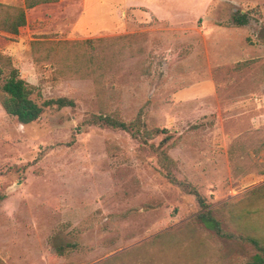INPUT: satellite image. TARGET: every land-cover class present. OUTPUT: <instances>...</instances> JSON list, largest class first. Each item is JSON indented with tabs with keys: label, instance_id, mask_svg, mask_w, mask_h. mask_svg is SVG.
Instances as JSON below:
<instances>
[{
	"label": "rangeland",
	"instance_id": "1",
	"mask_svg": "<svg viewBox=\"0 0 264 264\" xmlns=\"http://www.w3.org/2000/svg\"><path fill=\"white\" fill-rule=\"evenodd\" d=\"M193 1L181 21H152L135 36L80 41L101 68V97L94 84L83 81L91 79L66 78L87 73L83 58L71 73L61 74L65 53L55 49L47 61L46 41H69L50 29L72 22L81 6L83 32L112 33L123 0L40 5L26 11L27 25L18 36L0 32V52L8 56L9 50L23 61L20 36L45 42L37 49V64L30 42L35 68L46 77V96L34 97L39 104L58 98L76 103L46 109L40 121L26 126L0 104L5 264H103L113 257H119L114 264H246L254 254L243 241L224 240L204 228L196 198L161 175L149 145L121 131L84 125L103 111H116L126 122L143 111L150 129H168L179 139L169 154L178 160L180 178L214 208L237 204L264 184V0L212 2L201 18L207 0ZM0 4L25 6L24 0ZM235 11L249 14V24L237 30L220 26L233 22ZM228 47L234 49L229 64L210 72L208 66L218 64ZM126 212L125 220L115 217ZM245 225L255 226L264 240V205ZM68 244L78 248L58 256L57 249Z\"/></svg>",
	"mask_w": 264,
	"mask_h": 264
},
{
	"label": "trees",
	"instance_id": "2",
	"mask_svg": "<svg viewBox=\"0 0 264 264\" xmlns=\"http://www.w3.org/2000/svg\"><path fill=\"white\" fill-rule=\"evenodd\" d=\"M60 0H24V7H15L0 4V32L12 36H18L21 29L27 25L26 11L35 9L40 5L56 4ZM250 15L237 13L233 22L220 25L225 27H245L249 24ZM136 34L132 35L135 36ZM89 42V41H87ZM85 42L80 41H46V47L50 46L46 54V60L51 61V53L58 49L65 53V59L59 63L62 69L61 74H69L80 63L81 58L87 64V73L67 76V79H91L93 81L97 97L104 94L102 83L103 74L96 62V58L89 56L88 52L82 49ZM45 45L40 39L31 42V49L34 54V62L37 64V49ZM248 62L237 64L238 69L247 66ZM34 97H41V90L38 86L30 84L21 74L14 60L0 52V104L6 114L15 119L21 125L34 124L42 118L46 109L62 110L64 108H76L74 100L69 98L49 99L39 104ZM85 126L108 128L114 131H121L128 134L133 140L142 145H149L156 155V162L161 175L172 185L180 188L188 195L194 196L201 207V213L197 220L206 230L213 232L222 239L231 241H243L253 249L254 254L246 264H264V240L257 234V228L247 227L245 223L254 220V216L259 217V213L264 205V184L247 192L244 199L237 204L224 203L214 208L207 203L199 190L186 178H180L181 171L178 161L171 157L170 150L177 147L180 142L174 135L168 133V129H150L144 121L143 111L131 121H124L120 114L114 112H101L84 122ZM161 136H164L161 139ZM160 138L158 144L151 143ZM41 156V155H40ZM41 158V157H38ZM6 197L1 196L0 200ZM130 213H122L115 216L121 220L127 219ZM233 228V230H232ZM234 231V232H233ZM254 233L255 235H253ZM257 234V235H256ZM78 244H68L57 249L58 256H65V250H75ZM119 257H113L103 264H114ZM0 264H5L0 259Z\"/></svg>",
	"mask_w": 264,
	"mask_h": 264
},
{
	"label": "crops",
	"instance_id": "3",
	"mask_svg": "<svg viewBox=\"0 0 264 264\" xmlns=\"http://www.w3.org/2000/svg\"><path fill=\"white\" fill-rule=\"evenodd\" d=\"M101 2L103 0H100ZM109 1V0H106ZM62 0H60L59 3H61ZM185 2V3H181ZM220 3L225 2V0H207L203 5L204 9L199 13V17H204L208 15V12L210 11V5L211 3ZM59 3L54 5H59ZM85 4V2H84ZM82 4V5H84ZM196 3H194L193 0H123L122 8L119 11V26L114 28L112 33L99 36L98 34H92L89 32H83L78 22L82 19L83 16H85L86 12L83 6L80 7V10L78 11V16L76 19H74L72 22L65 24L64 26L56 25V27H53V29H50L51 32L56 34L58 36V39L60 40H69V41H86L89 39H95L100 38L103 36H118V35H125V34H135V32L142 30L141 25H149L152 21H158V22H170L174 23L176 20H183L182 16L184 14L189 13L190 9L189 7L195 6ZM209 6V8H208ZM41 7V6H40ZM210 19V17H209ZM28 20V17H27ZM184 22V21H182ZM177 23V22H175ZM179 23V22H178ZM149 26L145 27V29H148ZM49 27H46L48 29ZM239 27H234L230 29H238ZM144 29V28H143ZM29 30V29H28ZM149 30V29H148ZM31 32V30H30ZM34 33V32H33ZM103 33V32H101ZM205 35L207 36V32H205ZM31 36V35H30ZM36 40L33 37H30V41H27V37L20 36L18 39V44H21L23 47L26 48V61H23L20 59V56L17 54L6 51V54L8 53V56H12L20 68L21 74H23V77L32 85L35 86H41V92L46 96V77H44L42 74H40L37 71V68H35L34 62L32 60V55L30 53V42ZM230 47L226 49V55L218 57L219 62L218 64H215L213 66L209 65L208 70L211 72L212 68L215 67H221L226 66L229 63H227L228 55L231 53H234ZM236 52V51H235ZM223 59L224 61H220ZM45 78V80H44ZM87 85H93V82L90 80H83ZM179 146V145H178ZM171 155V154H170ZM172 158H174L171 155ZM175 159V158H174ZM178 161L177 159H175Z\"/></svg>",
	"mask_w": 264,
	"mask_h": 264
},
{
	"label": "flooded vegetation",
	"instance_id": "4",
	"mask_svg": "<svg viewBox=\"0 0 264 264\" xmlns=\"http://www.w3.org/2000/svg\"><path fill=\"white\" fill-rule=\"evenodd\" d=\"M238 12L237 11H235V15L237 14ZM235 17V16H234ZM234 19V18H233Z\"/></svg>",
	"mask_w": 264,
	"mask_h": 264
}]
</instances>
